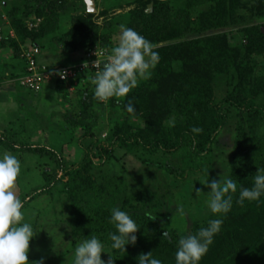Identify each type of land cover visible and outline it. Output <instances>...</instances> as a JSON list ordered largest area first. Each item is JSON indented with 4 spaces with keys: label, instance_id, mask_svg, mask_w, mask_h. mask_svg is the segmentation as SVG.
<instances>
[{
    "label": "trees",
    "instance_id": "trees-1",
    "mask_svg": "<svg viewBox=\"0 0 264 264\" xmlns=\"http://www.w3.org/2000/svg\"><path fill=\"white\" fill-rule=\"evenodd\" d=\"M150 4L152 9L147 12ZM66 5L67 0L2 4L6 21L0 16V49L9 48L12 57L24 62V74L22 55L30 47L37 46L41 54L55 40L62 55L81 54L67 65L74 66L85 62L91 51L110 50L120 25L151 41L159 62L149 78L126 97L108 100L123 119L110 123L103 139L84 125L87 114L102 106L94 97L95 70L79 74L77 81L86 74V87L77 105L79 114L76 118L65 116L70 129L84 131L78 141L82 152L78 162L68 163L54 150L39 145L13 147L54 163V172L43 174L46 184L35 196H63L72 236L81 241L98 237L105 244L102 259L109 255L115 264H136L141 253L153 252L163 264H175L179 239L217 217L210 211L204 217L193 215L191 226L179 230L173 226L174 211H166L158 187L139 184L134 188L126 177L102 169L122 151L145 171L153 170L154 180L184 179L191 172H200L203 181L207 173L210 181L219 180L212 171L214 151L222 133L230 130L229 166L218 177L236 180L238 189L241 185L252 187L257 168H264V65L259 63L264 57V0H134L128 5L133 8L125 22L109 19L102 25L95 21V13H87L82 0L84 13L71 16L69 27L62 31L61 13ZM98 17L107 18L106 12ZM32 18L41 22L30 30L26 22ZM234 28L237 38L229 35ZM219 80L225 86L220 99L216 96ZM54 84L59 94L68 88L63 82ZM128 102L133 104L134 114L125 111ZM171 120L175 126L166 123ZM192 127L203 132L193 134ZM86 140L89 142L84 145ZM170 158L181 160L186 167L169 164ZM236 196L238 193L200 264H264V196L242 206L235 203ZM117 206L140 228L136 245L127 246L126 252L109 247L108 234L115 231L110 223L111 209Z\"/></svg>",
    "mask_w": 264,
    "mask_h": 264
},
{
    "label": "rangeland",
    "instance_id": "rangeland-1",
    "mask_svg": "<svg viewBox=\"0 0 264 264\" xmlns=\"http://www.w3.org/2000/svg\"><path fill=\"white\" fill-rule=\"evenodd\" d=\"M22 0H0V16L5 19V12L1 6L21 4ZM95 21L102 25L104 21L111 19L114 22L123 23L126 15L133 7L129 3L134 0H94ZM86 9V6H85ZM106 12L107 18L98 17L99 13ZM84 13L82 0H67L64 12L61 13V30L69 27V19L73 15ZM31 20V19H30ZM27 20V21H30ZM6 21V19L4 20ZM27 23V22H26ZM264 23V22H263ZM1 25V23H0ZM229 35H239L237 29L229 31ZM237 36H233L236 37ZM116 41L113 37V45ZM49 50H44L38 57L40 64L52 67L67 66L77 60L81 54L62 55L58 49L57 41L48 44ZM71 58V59H70ZM264 65V57L259 59ZM24 62L12 57L9 48L0 49V153L5 151L17 156L21 162V174L16 182V194L25 201L23 208L24 219L34 228V239L30 242L29 261L44 259V264H73L75 246L82 241L74 238L68 226L69 208L63 196L37 195L36 191L42 189L45 184L43 174L50 175L54 172V163L36 154L24 152L13 146L39 145L50 148L64 158L68 163L78 162L82 152L78 146L79 138L84 131L78 128H69L65 116L78 117V101L83 89L86 87V78L81 76L75 86L67 88L62 93H57L54 82L46 83L38 93L29 91L19 85L17 78L24 76ZM85 80V81H84ZM143 79L139 81L142 82ZM225 86L219 80L216 86L217 98L224 96ZM120 98H115L119 101ZM102 106L90 111L84 125L91 131L101 134L103 139L110 123L123 119L118 108L110 106L108 100L101 102ZM230 130L219 137V147L214 151L212 171L216 178L224 174L229 166V147L231 145ZM89 140H86V145ZM117 160H111L103 171L121 175L129 180L132 187L139 184L144 187L157 189L164 196L167 212H173L176 221L173 226L179 230L191 226L193 215L204 217L208 214L207 198L205 194L209 189L203 185L205 181L199 173L186 174L184 179L159 180L153 178V170L145 171L144 167L130 155H124L122 151L116 152ZM168 163L179 167H186L181 160L170 158ZM200 177L202 179H200ZM154 180V181H153ZM199 193L196 196V191ZM182 208L186 215L176 211ZM104 255V254H103Z\"/></svg>",
    "mask_w": 264,
    "mask_h": 264
},
{
    "label": "clouds",
    "instance_id": "clouds-1",
    "mask_svg": "<svg viewBox=\"0 0 264 264\" xmlns=\"http://www.w3.org/2000/svg\"><path fill=\"white\" fill-rule=\"evenodd\" d=\"M114 40L116 44L107 50L102 67L97 59L92 64L95 69L92 78L94 97L100 102L126 97L141 79L149 78L160 59L153 43L131 27L120 25ZM85 65L88 67L85 63L84 68ZM59 75L64 78L65 73L60 72ZM125 111L135 113L131 102L126 104ZM166 123L175 126V120ZM191 132L200 134L203 129L192 127ZM21 170V162L16 155L7 151L0 153V264H44L43 258L29 261L30 242L36 235L32 224L24 219L22 210L25 201L16 194V182ZM207 177L203 184L209 189L205 194L208 197L207 208L217 218L210 219L196 233L186 234L179 239L175 264H200L214 237L221 231L223 217L233 207L234 194L238 193L235 203L241 206L245 201L257 202L264 196V168H257L251 188L241 185L238 189L237 181L228 176L223 180L211 181L208 173ZM199 193L201 191L197 190L196 196ZM176 211L186 215L182 208ZM110 223L115 227V231L108 234L112 250L126 252L127 246L136 245V233L140 228L128 212L119 206L112 208ZM102 254H106L105 244L98 237L91 236L75 246L73 264H115L109 255L107 260L102 259ZM135 261L136 264H163L161 259L153 256V252L141 253Z\"/></svg>",
    "mask_w": 264,
    "mask_h": 264
},
{
    "label": "built area",
    "instance_id": "built-area-1",
    "mask_svg": "<svg viewBox=\"0 0 264 264\" xmlns=\"http://www.w3.org/2000/svg\"><path fill=\"white\" fill-rule=\"evenodd\" d=\"M40 22V19L32 18L30 21H27V28L30 30L37 28ZM9 35L13 37L12 31L9 32ZM1 39L2 35L0 34V41ZM106 54V51L96 49L86 55V60L83 63L74 66L70 65L52 67L45 64H40L38 62L37 57L40 55V51L37 46H33L23 52L22 57H24L26 60V72L24 76L16 79V81L21 87L34 93L40 92L44 84L50 82L55 83L56 81L63 82L68 86V88H71V86L76 85L79 74L86 73L88 70H95L92 67V64L96 59L99 62V66L101 67ZM85 63L88 64V67L85 65L84 68ZM60 72L65 73L64 78H61L59 75Z\"/></svg>",
    "mask_w": 264,
    "mask_h": 264
},
{
    "label": "water",
    "instance_id": "water-1",
    "mask_svg": "<svg viewBox=\"0 0 264 264\" xmlns=\"http://www.w3.org/2000/svg\"><path fill=\"white\" fill-rule=\"evenodd\" d=\"M87 13L94 14L96 12L95 9V1L94 0H84ZM152 9V5L148 6L147 12H150Z\"/></svg>",
    "mask_w": 264,
    "mask_h": 264
},
{
    "label": "crops",
    "instance_id": "crops-1",
    "mask_svg": "<svg viewBox=\"0 0 264 264\" xmlns=\"http://www.w3.org/2000/svg\"><path fill=\"white\" fill-rule=\"evenodd\" d=\"M70 59H71V58H70ZM75 59H76L75 57H74V58H72V60H73V61H75Z\"/></svg>",
    "mask_w": 264,
    "mask_h": 264
}]
</instances>
